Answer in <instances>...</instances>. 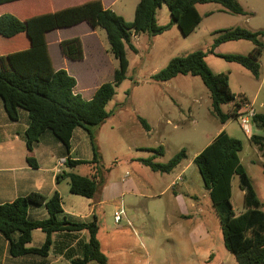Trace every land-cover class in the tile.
Here are the masks:
<instances>
[{"label": "rangeland", "instance_id": "obj_1", "mask_svg": "<svg viewBox=\"0 0 264 264\" xmlns=\"http://www.w3.org/2000/svg\"><path fill=\"white\" fill-rule=\"evenodd\" d=\"M135 1L122 0L115 7V12L119 15L122 14L121 16L127 22H132L135 16ZM240 4L242 7L256 8L259 11L264 8V0H241ZM197 7L203 20L196 30L188 36H184L177 25H172L158 36H150L144 33L139 35L132 41L136 52L126 46L128 68L125 79L115 88L114 97L105 106V111L111 116L101 124L90 127L92 136L82 128L76 129L82 131V137L77 138L76 135H79L77 132L75 144L82 140L81 145L74 153L70 150L69 156L71 159L80 158V160H84V163L79 165L76 171L65 166L62 170L60 169L61 176L71 172L80 176H91L93 175L92 167L96 166L99 171L98 186L101 187L103 183L114 185L112 186V193L109 191L110 198H112L116 196L115 186L122 182L125 174L128 172L131 174V178H136L139 174L137 169L142 167L147 171V174L153 175L154 183L157 181L159 187L165 188L177 175L182 174V169L220 133L225 124L223 125L213 115L210 92L199 76L178 75L168 82H158L153 78L173 58L185 57L199 50H210L216 38L224 31L236 28L250 30L243 24L247 18L252 17L248 11H245L244 15L222 14L215 11L221 7L219 4H202ZM208 10L215 11L211 18H205V13ZM171 19L170 11L164 4L157 11L158 24L167 25ZM262 24H264V17L260 12L256 18L252 19L250 27L259 29ZM100 31L99 42L89 37L84 39L85 60L69 64V70L78 81V90L85 99L92 98L96 89L102 84L114 82L115 71L119 67L118 60L110 51L105 30L100 29ZM253 47L251 42L243 40L224 43L216 50L218 53L227 55L247 56ZM50 52L54 66L62 65L63 59L59 48L51 45ZM212 57L211 59L215 60L216 64H213L211 59L209 63L214 70H217L216 72L227 74L232 72L230 85L232 90L234 92L241 90L253 99L261 80H257L239 64L229 63L215 55ZM260 62L264 64V56L261 57ZM261 103H264V85L260 99L255 106L256 111L264 113V107H260ZM222 111L229 114L230 107L224 105ZM20 113L22 114L19 123H17L18 128L29 122L28 112L21 110ZM141 119L149 124L151 128L149 131L143 127ZM1 130H6L3 129V125H1ZM224 130L228 135L241 140L243 143V150L240 154L242 165L251 179L264 211V150L260 151L249 142V135L242 130L238 117L231 118L226 123ZM48 135L68 157L64 145L51 132H48ZM21 136L24 139V135ZM92 138L96 147V157ZM23 139L11 145L15 151L22 152V156L25 151L29 152L25 139ZM41 139L43 140H40V144H36L31 156L35 160L41 159L42 163L45 164L47 157L44 155H47L48 151L51 152L54 146L46 140L49 138ZM84 147H86L85 151ZM160 147L163 148L164 153L156 155L154 150ZM182 150L186 151L187 159L170 174H153L152 170L147 168L142 161L138 162L131 159L143 157L147 159L155 156V162L165 164ZM16 165L19 166L20 163L18 162ZM182 176L184 182L178 183L177 189L179 191L177 192L182 193L189 208L190 204L193 203L196 207L195 210L200 211L198 215L201 216L198 219V215H192L181 221L180 217L179 219L175 218L178 220L177 223L181 222L184 225L182 229L178 228L174 219L171 221L173 222L171 227L164 220L156 223L138 206V214L132 217L134 230L128 228L129 231H121V226L127 223L124 220L120 226H115L113 223L114 210H123L124 205L128 204L127 198H125L126 203L123 200L122 204V200L117 199L96 209L102 236V248L108 257L109 264H237L234 255L224 245L220 217L210 199L209 192L204 187L203 179L197 167L191 166ZM67 180L68 178H64L65 182ZM144 192L146 193V191ZM169 195L171 194L167 193L162 199H166ZM76 199H79V202L74 203L66 200V208L74 210L75 214L88 213L91 202H87L86 198L80 196ZM89 200L94 201L95 199ZM231 203L237 215L245 212L244 194L240 189L239 178L236 175L232 180ZM125 215L126 209L123 219ZM64 217L63 214L59 215L60 219ZM73 219L75 222H80L78 218L73 217ZM146 221L147 227L143 235H139L140 231H138L143 243L141 246V243L136 239L135 230L137 233L140 223ZM201 222L209 229L211 236L204 243L200 241L195 243L189 237L190 230L192 227L199 226ZM39 235L42 238H39ZM43 236L41 230H37L33 245L41 247L44 244L42 243ZM52 241L50 250L52 254L59 245L67 243L65 236L60 233H54ZM132 246L133 248H131ZM212 254L215 255L213 260L208 261ZM3 257L1 250L0 261L2 262H4ZM10 259L11 262L8 261L7 264H42L41 260L44 257L27 255L20 257L21 260L19 261L15 258ZM62 264L68 263L64 261ZM90 264L95 263L91 262Z\"/></svg>", "mask_w": 264, "mask_h": 264}, {"label": "trees", "instance_id": "obj_2", "mask_svg": "<svg viewBox=\"0 0 264 264\" xmlns=\"http://www.w3.org/2000/svg\"><path fill=\"white\" fill-rule=\"evenodd\" d=\"M10 1L14 0H0V4ZM164 4L172 19L167 25H159L157 11ZM198 4H219L224 7V11L232 14L246 13L237 0H139L134 20L127 22L114 11L105 9L101 0H92L80 6L24 21L10 13L0 15V98L11 122L20 120L21 110L28 112L29 122L24 139L29 153H32L46 133L51 132L67 149L66 165L76 168L83 164L84 160H73L69 156L73 133L75 129L82 128L91 135V126L99 125L111 116L105 111V106L114 97L115 88L125 79L128 68L126 46L136 52L132 44L134 37L143 33L158 36L172 25H177L180 32L188 36L202 21L196 8ZM82 22L88 23L93 29L105 30L110 51L119 63L114 82L102 84L89 100L76 92L77 80L73 76L65 69H54L46 41L47 32ZM21 34L28 38L30 47L26 51L16 52L21 47L14 38ZM263 37L262 31L251 32L244 28L224 31L216 38L210 50H199L185 57L173 58L153 78L158 82H168L178 75L199 76L210 92L213 115L224 125L231 118H237L243 105L249 103V100L244 95L233 93L229 74L214 73L205 59L209 55H215V48L221 44L240 40L251 42L254 48L247 56H216L241 65L259 79L262 73L260 60L264 56ZM61 48L69 59L84 58L83 44L79 38L62 41ZM224 105L230 107L229 114L222 111ZM141 123L146 130H150L145 120L141 119ZM253 123L264 131V113H256ZM92 142L96 157L93 138ZM249 142L260 151L264 150V136L252 135ZM242 150V141L223 130L195 157L193 164L197 167L220 217L226 249L234 255L237 264H264V211L242 165ZM154 152L159 155L164 150L160 147ZM186 159L187 153L182 150L165 164L155 162V156L141 161L153 172L169 174ZM27 162L32 168H38L37 161L32 156L27 157ZM92 170L91 176L67 173L59 177L68 178L72 194L91 199L99 188V171L96 166ZM235 175L238 176L240 189L244 193L245 212L240 215L235 213L231 203L232 180ZM30 206H45L48 218L30 220ZM61 214L62 198L58 192L51 197L33 192L11 203L0 204V234L9 242V255L13 258L27 255L47 257L54 233L64 234L69 238L86 231L87 240L80 239L74 247H67V250L59 245L57 252L64 255L70 264H109L107 255L101 249L97 217L93 216L86 222H75L66 218L59 219ZM35 230L46 234L45 242L40 248L29 247Z\"/></svg>", "mask_w": 264, "mask_h": 264}, {"label": "crops", "instance_id": "obj_3", "mask_svg": "<svg viewBox=\"0 0 264 264\" xmlns=\"http://www.w3.org/2000/svg\"><path fill=\"white\" fill-rule=\"evenodd\" d=\"M90 1L92 0H14V1L4 2L0 4V15L10 13L24 21V20H27L35 16L48 14V13H55V12H58V11H61L67 8L80 6ZM121 1L122 0H101L105 9H110L114 12L116 11L115 7ZM237 1L239 4L241 3V0H237ZM138 2L139 0L135 1L136 4H134V9H136ZM198 5H202V4H198ZM197 6L196 8L198 10ZM242 8L244 11H248V13H250V15L252 16L250 18H247L243 23L244 25L250 28L249 31L264 32V24H262V26L259 29H253L250 27V23L252 19L256 18L260 14V12L262 13L264 17V8H262L260 11L257 10L256 8L254 9L249 8V7H242ZM215 11L222 13V14L229 13V12L224 11L223 6H221L220 8H217ZM215 11L208 10L205 13V18H211V16H213V14L215 13ZM121 15L122 14H120V16ZM100 32H101L100 28L93 29L86 22H82L72 27L56 29V30L47 32L46 41L48 44V51L52 59V62H53V58L50 52L51 45H55L59 48V51L61 53V58L63 59L62 60L63 64L59 65L58 67H55L54 62H53L54 69L55 70L65 69L69 75L75 78L76 76L69 70V64L71 62H81L85 60L86 55H85L84 39L89 37L99 42V37L101 36ZM137 37H134V39ZM73 38H79L83 44L84 58L82 60L69 59L64 55L62 51V48H61L62 41L73 39ZM263 38H262V41H263ZM14 40L18 44H20V47H21L16 52L26 51L30 47L28 38L23 34L18 35L17 37L14 38ZM240 41H243V40H240ZM233 42H239V41H233ZM221 45H219L218 47H220ZM217 48H215L214 50L215 56L216 54H222L220 52L219 53L217 52L216 50ZM213 55L207 56L205 60L208 66L210 67V69L214 73L219 74L220 72H216L217 70H214L209 63V60L213 58L212 57ZM211 61L213 64H216L215 60L211 59ZM261 68H262L261 77L257 79V80H261V83L253 99H251L247 94H245L241 90L234 92V90H232L230 86L233 93L237 95L239 94L244 95V97H246L249 100V103H251L253 106L255 114L260 113V111L255 110V106L260 99V93L264 85V64L262 62H261ZM232 76H233L232 72H229L230 85H231ZM76 92L80 93L78 90V81H77ZM260 107H264V103H261ZM21 114L22 113H20V118H21ZM19 121L12 123L9 120L4 110L3 102H1L0 103V204L1 205L6 204V203H11L16 199L20 197H25L33 192L41 193L47 197H51L54 195V193L58 192L62 198L63 215L65 216L64 218H66L69 221H74L73 219L74 217V218L80 219V221L86 222L92 219L93 216L97 217L96 209L99 206L107 205L111 201H114L117 199L122 200V204H123V200L125 201V198H127L128 204H125L123 207L124 210L126 209L125 218L124 219L122 218V221L119 224H116L115 222H113L115 226L116 225L120 226L121 223L124 220H126L127 224L121 226V231H129L130 229L128 228H131L132 230H134L132 217L138 214V209H139L138 206H140L143 209L144 213H146L153 221H155L156 223L163 221V220L167 221L169 223L168 225L169 227H171L173 224V222H171L172 219H174L177 223L178 220H176L175 218L179 219L180 217V221H181L182 219H186L188 217H191L192 215L199 214L198 212L200 211L195 210L196 208L195 205L192 203L190 204V208H189L188 202L185 199V197L182 195V193L177 192L179 191L177 189L178 183L184 182V178L182 175L184 174L186 170L191 168V166H194L193 161L195 158L182 169L181 171L182 174L177 175L175 179L172 180L171 183L167 184L165 188L163 186L159 187V185H157V181L156 183H154L153 175L147 174V171H145V169H143L142 167L137 169L139 174H137L136 178H131L130 176L131 174H129L128 172L125 174L124 178L122 179V182H120L118 185L115 186L116 188L115 197L110 198V195H109V191L112 193L111 190H112V186L114 185L113 184L105 185L103 183L101 187L98 188L95 196L93 197V199H95L94 201H90L88 198H86L87 200L85 199L87 202H91L89 204L90 209L88 213L83 214V215L75 214L74 210L66 208L65 201L66 200L72 201L74 203L79 202V199H76L79 196H76L70 192L69 180L65 182L64 178L59 177L61 176L60 169L62 170L65 166H67L66 165L67 156H65V154L59 149L60 148L59 145L55 143V141L50 139L52 137H50V135L46 133L42 138H45V139L49 138L46 140L52 143V145L54 146V147L52 146L53 150L51 152L48 151L47 155H44L47 157V159L45 160V164L42 163L41 159H36L38 168H32L27 162V157L31 156L34 151L32 153H29V152L27 153V151H25V153L22 156V152L19 153L17 150L15 151L13 147L11 146L13 143L18 142L19 140L23 139L21 135L25 134V131L28 127V123L26 120L27 124H24L23 127L18 128L17 123H19ZM1 125H3V129H6V130H1ZM225 127H226V124L221 128L220 132L223 131ZM77 132H79V135H76ZM253 133H254L253 135L264 136L263 135L264 131L259 130L255 125L253 129ZM75 135L77 136V138L82 137V131H77L75 129L73 133V137L71 140V152L72 153H74L77 148H80L81 141H82L80 140L76 142L75 144ZM85 150H86V147H84V151ZM72 159L80 160V158H77V157H74ZM131 159L134 161L137 160L139 162L145 158L143 157L139 159H136V158H131ZM18 162L20 163L19 166L16 165V163ZM77 168L78 167L72 168V169L76 171ZM155 173H158V172H153V174ZM63 184H65V186H63ZM144 191H146V193ZM167 193L171 195H169L166 199H162L163 196L165 197L167 195ZM117 210L119 209H115L114 213ZM28 217L32 221L44 220L48 218L47 209L45 206H30L28 210ZM200 217H201L200 215L197 216L198 219H200ZM177 225H178V228H181V229L182 227H184V225L181 222L177 223ZM138 227H139L138 228L139 230L137 229V233L135 230L136 239L141 243L140 245L143 246L142 239L141 237H139V235L142 236L144 231L146 230L147 221L145 223L144 222L140 223ZM36 231L37 230L33 231L32 242L29 245V247L40 248V247L33 245V240H34ZM138 231H140L139 235H138ZM42 233L44 234L42 243H44L46 239V234L44 232ZM61 235H64V234H61ZM210 236H211V232L206 226H204L203 222H201L199 226H196L194 228L192 227V229L190 230V235H189L191 240L194 241L195 243L199 241L201 243H204L205 241L208 240V237ZM40 237L41 235H39V238ZM87 238H88V233L86 231L82 232L81 234H74L73 236L66 238L67 243L63 244V246L65 247V249L69 246L71 248L76 245L78 240L80 239L87 240ZM99 240L101 243V249L103 251L102 236L100 232H99ZM131 248H133V246ZM1 250L3 251L4 262L0 261V264H7L8 261L11 262L10 258H13V257L9 255V242L0 234V252ZM66 250H64V252ZM214 256L215 255L212 254L208 261H212ZM15 259L19 261L22 258L20 259L19 257ZM64 261L69 264V261L64 257V255L59 254L56 249L54 250V254L49 252L48 256L44 257V259L41 260V262H43L42 264H62Z\"/></svg>", "mask_w": 264, "mask_h": 264}, {"label": "built area", "instance_id": "obj_4", "mask_svg": "<svg viewBox=\"0 0 264 264\" xmlns=\"http://www.w3.org/2000/svg\"><path fill=\"white\" fill-rule=\"evenodd\" d=\"M255 115L253 106L251 103H245L239 112L238 118L241 123L242 130L251 137L253 133L254 123H253V117ZM180 180V179H179ZM124 208L120 211H116L114 213V222L116 224H119L122 221L123 215H124Z\"/></svg>", "mask_w": 264, "mask_h": 264}]
</instances>
